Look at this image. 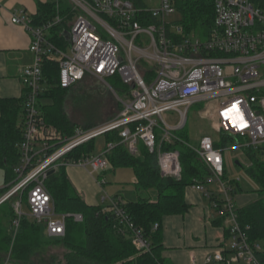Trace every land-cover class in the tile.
I'll use <instances>...</instances> for the list:
<instances>
[{
  "label": "built area",
  "instance_id": "2783aa9c",
  "mask_svg": "<svg viewBox=\"0 0 264 264\" xmlns=\"http://www.w3.org/2000/svg\"><path fill=\"white\" fill-rule=\"evenodd\" d=\"M51 1L57 13L40 25L25 16L11 17L30 33L33 62L21 70L24 113L22 139L16 144L19 161L13 167L9 188L0 197V204L16 197L11 245L2 264H15L11 250L23 216L40 224L49 238L64 236L67 219L82 221L80 213L55 211L46 184L50 172L70 165L102 172L117 144L125 145L131 153L141 144L156 153L163 176L179 178V152L161 148V143L174 140L185 143L208 167V181L219 186L223 198L222 208L217 201L211 202L212 217L226 214L229 222L228 248L208 253L204 262L264 264L257 254L259 244L249 241L248 226L243 228L237 222L231 189L223 180V150L264 143V0H212L213 24L204 32L187 30L182 21H166L184 0H158L155 8L144 0H67L71 18L69 13L61 14L60 0ZM64 21L70 41L60 48L49 35ZM44 61L57 64L61 88L86 75L104 83L106 78L118 76L129 90L119 96L108 85L121 106L116 117L88 128L76 126L70 133L46 123L39 109ZM199 102L209 106V115L215 113L216 130L236 136L237 143L218 148L210 135H203L194 146L173 133L184 127L189 107ZM167 111L178 116L175 125L164 119ZM111 131H118L117 143L105 141L98 153L69 156L80 145ZM98 182L105 183L102 177ZM192 186L210 197L203 184ZM24 194L28 213L22 211ZM101 203L113 205L119 223L131 230L132 245L149 252V241L127 220L116 201L105 194ZM158 226L154 223L153 228Z\"/></svg>",
  "mask_w": 264,
  "mask_h": 264
},
{
  "label": "trees",
  "instance_id": "16d2710c",
  "mask_svg": "<svg viewBox=\"0 0 264 264\" xmlns=\"http://www.w3.org/2000/svg\"><path fill=\"white\" fill-rule=\"evenodd\" d=\"M179 10L183 15L182 23L187 30L195 29L204 32L208 31L213 24L212 0H184L179 5ZM60 12L67 14L69 8L65 7ZM56 13V6L52 1L38 2L37 13L32 22L40 25L50 20ZM67 16L71 18L72 15L69 13ZM67 30L66 21L55 25L50 31V40H53L58 47L65 48L67 42L63 33ZM42 67L43 79L48 82L49 89L42 91L39 97L49 96L51 100L48 103L39 102L44 121L63 133H70L76 126L88 128L98 125L92 118L93 109L91 108L93 107L89 104L90 109L84 108L93 98L97 106L102 104V101H97L98 92L95 91L94 95L90 92L94 91V85L82 83L89 75L68 88H61L57 79V64L44 61ZM113 77L118 84L117 87H112L114 92L116 94L119 92L121 95L127 93L129 87L123 84L118 76ZM78 93H82L84 100L88 103L84 102L86 104H83V107L76 103L77 110L84 109V118L74 121L67 113L66 103ZM86 95L88 96L85 98ZM100 98L104 97L100 96ZM23 103L24 93L19 98H0V169L4 171L6 184L13 179V167L19 161V150L16 144L22 139ZM117 107L120 110L119 102ZM175 134L181 138L180 134ZM119 140L118 131L105 133V141L117 143ZM93 141L80 145L69 156L78 158L91 153ZM237 141L236 136L220 132L219 138L214 140L213 144L215 147L222 148L233 145ZM161 148L179 152L181 164L179 178L163 176L160 173L156 153L149 152L145 147L140 148L138 153H131L125 145L117 144L109 156V163L113 168L124 167L133 170L135 176L133 184L137 197L127 199L123 196H115L113 200L122 208L127 220L149 241V252L140 251L132 245L131 230L125 224L119 223L113 205L109 203L88 205L84 202L68 180L65 167H59L48 175L46 184L53 198L55 211L57 208L62 209L67 206L70 208L67 212L80 213L83 217L80 222H75L71 218L67 219L64 236L55 239L66 249L64 264H163L159 257L160 228L158 226L154 229V223L159 224L164 215L184 213L189 207L184 199V189L195 183L204 186L210 184L208 179L211 177V172L182 141H165L161 143ZM242 149L250 158V164L246 170L261 189L256 190V200L242 207L235 206L234 212L238 224L243 228L248 226L249 241L259 244L260 250L257 254L264 262V146L242 147ZM223 180L230 187L232 196L240 191L239 182L236 179L228 180L225 169ZM205 191L211 194L208 197L210 203L217 201L221 206L223 198L219 189L215 192L207 189ZM15 198L12 197L0 204V264L11 245L10 224L15 217L12 209ZM214 217L216 218L213 223L227 221L226 214ZM41 227L30 217L21 218L11 250V259L15 264L24 263L35 249L48 242L41 238L43 231ZM226 234L228 235V228Z\"/></svg>",
  "mask_w": 264,
  "mask_h": 264
},
{
  "label": "crops",
  "instance_id": "0c3cea01",
  "mask_svg": "<svg viewBox=\"0 0 264 264\" xmlns=\"http://www.w3.org/2000/svg\"><path fill=\"white\" fill-rule=\"evenodd\" d=\"M46 1L51 0H0V98H19L23 95L21 70L33 62V53L29 49L30 33L21 25L13 23L11 17L13 15L25 16L33 21L37 13V3ZM210 116L215 126V113ZM262 145L264 146V143ZM143 147L139 144L137 153ZM0 170L5 181L4 171ZM65 172L68 180L85 203L88 205L101 204V198L99 201L96 198L103 186L95 177V172L89 168L72 165L65 167ZM134 181L135 177L132 179V182ZM213 183L205 185V189L215 192L216 190L211 185ZM7 187L8 184L5 188L0 187V197ZM217 188L219 189L218 185ZM240 192L233 196L237 207L245 206L257 199V192L252 199L241 196ZM184 199L189 205L184 213L164 215L161 218L159 257L163 264H206L204 259L208 253L220 247L228 248L229 238L226 230L229 222L213 223L216 217H212L214 211L209 198L192 185L184 189Z\"/></svg>",
  "mask_w": 264,
  "mask_h": 264
},
{
  "label": "rangeland",
  "instance_id": "374dc122",
  "mask_svg": "<svg viewBox=\"0 0 264 264\" xmlns=\"http://www.w3.org/2000/svg\"><path fill=\"white\" fill-rule=\"evenodd\" d=\"M144 2L150 7L155 8L158 5V0H144ZM60 4L62 8L68 7L67 0H60ZM64 4V5H63ZM183 15L181 11L177 10L172 13L170 16L166 18V21L171 22H181ZM106 83L100 81L96 77L86 76L82 81L83 84L88 85L92 83L94 85V91L91 94L94 95L95 91L98 92V102L102 101V104L98 106L95 104L94 98L93 100H89V103L84 100V95L82 93H78V95L73 96L66 103V109L69 116L72 120L78 121L84 118V109L80 108L77 110L78 103L81 107L83 104H86L87 109L93 107L92 110V118L95 120V124H101L107 122L116 117L119 112L118 109V100L116 99L112 90L109 89L108 85L111 87H117V81L115 77H109L105 79ZM41 90L46 91L49 89L48 82L44 79V82L41 85ZM42 93V92H41ZM117 95L122 96L121 93L117 92ZM88 95L85 96V98ZM91 96V95H90ZM104 97V98H100ZM52 98V97H51ZM90 99V98H89ZM50 100L49 96L39 97V102L48 103ZM75 100V101H74ZM51 101V100H50ZM86 102V103H84ZM74 104V105H73ZM95 106V107H94ZM209 106L204 102H199L191 105L188 109L186 115V121L183 128L178 130H173V133L180 134L183 141L189 143L191 145L197 146L199 143V138L203 135H210L214 140H217L220 136V132L215 130V126L213 125L212 117L208 113ZM164 119L167 121L169 125H175L178 121V116L171 111H167L163 115ZM92 152H98L105 143V135H100L96 137L93 141ZM223 157L225 161V176L227 179H238L239 186L241 189L240 195L243 197H247L252 199L256 194V190L261 189V186L250 176L247 172L246 167L250 164V158L248 154L242 148H234V149H225L223 150ZM238 162V163H237ZM95 177H102L104 179L102 190L97 196L96 200L99 201L101 196L107 194L108 196H123L127 199H135L137 197V193L135 192L134 184L132 179L134 176L133 170L131 168L124 167H115L113 168L110 163L108 168L105 171L95 173ZM0 187H6L3 173L0 170ZM215 183V182H214ZM211 184L214 190H217V185ZM70 208L67 206L61 208H57L58 214L67 213ZM22 211L23 213H28V206L26 203V194L22 197ZM40 225V224H39ZM41 227V225H40ZM41 229H43L41 227ZM44 231V230H43ZM42 231L41 238L42 240L48 241L41 247L35 249L29 258L24 263H16V264H64V254L66 253V249L62 246L61 243L56 242L55 239H51L45 235Z\"/></svg>",
  "mask_w": 264,
  "mask_h": 264
},
{
  "label": "water",
  "instance_id": "95a60500",
  "mask_svg": "<svg viewBox=\"0 0 264 264\" xmlns=\"http://www.w3.org/2000/svg\"><path fill=\"white\" fill-rule=\"evenodd\" d=\"M64 39L66 42L70 41V33L68 31H65L64 33ZM238 163V162H237ZM51 173V172H50Z\"/></svg>",
  "mask_w": 264,
  "mask_h": 264
},
{
  "label": "bare ground",
  "instance_id": "6f19581e",
  "mask_svg": "<svg viewBox=\"0 0 264 264\" xmlns=\"http://www.w3.org/2000/svg\"><path fill=\"white\" fill-rule=\"evenodd\" d=\"M63 5H64V4H63ZM62 7H63V6H62ZM62 7H61V9H63ZM53 10H54V9H53ZM50 31H51V30H50ZM52 41H53V40H52ZM54 43H55V42H54ZM60 48H61V47H60ZM69 220H70V219H69ZM66 224H67V223H66ZM126 234H127V233H126Z\"/></svg>",
  "mask_w": 264,
  "mask_h": 264
}]
</instances>
